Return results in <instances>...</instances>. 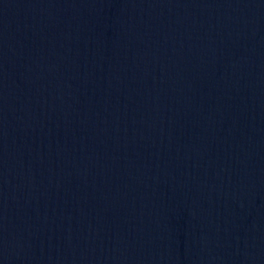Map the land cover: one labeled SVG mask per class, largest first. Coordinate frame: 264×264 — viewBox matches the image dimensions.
Here are the masks:
<instances>
[{
  "label": "water",
  "instance_id": "water-1",
  "mask_svg": "<svg viewBox=\"0 0 264 264\" xmlns=\"http://www.w3.org/2000/svg\"><path fill=\"white\" fill-rule=\"evenodd\" d=\"M0 264H264V0L0 16Z\"/></svg>",
  "mask_w": 264,
  "mask_h": 264
}]
</instances>
